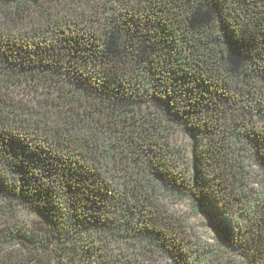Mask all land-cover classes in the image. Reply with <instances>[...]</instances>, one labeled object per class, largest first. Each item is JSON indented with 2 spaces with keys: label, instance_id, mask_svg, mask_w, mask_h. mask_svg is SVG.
Segmentation results:
<instances>
[{
  "label": "trees",
  "instance_id": "16d2710c",
  "mask_svg": "<svg viewBox=\"0 0 264 264\" xmlns=\"http://www.w3.org/2000/svg\"><path fill=\"white\" fill-rule=\"evenodd\" d=\"M0 176V264H264V0H0Z\"/></svg>",
  "mask_w": 264,
  "mask_h": 264
},
{
  "label": "rangeland",
  "instance_id": "374dc122",
  "mask_svg": "<svg viewBox=\"0 0 264 264\" xmlns=\"http://www.w3.org/2000/svg\"><path fill=\"white\" fill-rule=\"evenodd\" d=\"M41 89L33 86L23 85L18 89V95L24 100L31 101L34 98H37L39 95L46 94V92L41 93ZM175 142L183 147L184 149L190 148L192 144V139L185 135L183 132L178 131L175 135ZM164 200L171 208V197L164 192ZM174 209L180 214L187 216L190 220L191 230L197 234L204 242L212 243L217 240L215 231L210 227L207 217L202 215H194L190 204L187 201H176L173 205ZM18 220L20 222L26 223L25 225L29 228L37 229L41 227L40 222L31 214L26 213L25 211L20 212L18 215ZM46 264H54L52 255L48 254L46 256Z\"/></svg>",
  "mask_w": 264,
  "mask_h": 264
},
{
  "label": "snow or ice",
  "instance_id": "6c2138e0",
  "mask_svg": "<svg viewBox=\"0 0 264 264\" xmlns=\"http://www.w3.org/2000/svg\"><path fill=\"white\" fill-rule=\"evenodd\" d=\"M13 192H14V188L10 187L7 184V182L3 179V177L0 176V195L10 196L13 194ZM217 235L220 236V238L225 242L231 243V238L221 234L219 229H217ZM231 246H235V245H231Z\"/></svg>",
  "mask_w": 264,
  "mask_h": 264
}]
</instances>
